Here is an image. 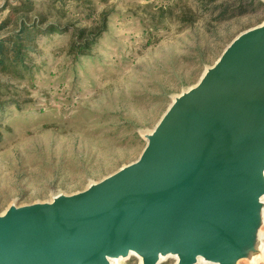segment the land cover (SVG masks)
<instances>
[{"label": "water", "instance_id": "95a60500", "mask_svg": "<svg viewBox=\"0 0 264 264\" xmlns=\"http://www.w3.org/2000/svg\"><path fill=\"white\" fill-rule=\"evenodd\" d=\"M143 135L136 160L84 189L0 212V264L264 261V21Z\"/></svg>", "mask_w": 264, "mask_h": 264}, {"label": "rangeland", "instance_id": "374dc122", "mask_svg": "<svg viewBox=\"0 0 264 264\" xmlns=\"http://www.w3.org/2000/svg\"><path fill=\"white\" fill-rule=\"evenodd\" d=\"M20 1L0 0V23L10 17L1 33L19 27L22 14L11 5ZM34 2L30 18L49 4ZM237 3L93 0L91 16L75 3L65 5L62 24L90 29L108 11V30L90 55L79 58L66 52L67 35L40 34L31 52L36 66L28 76L16 80L0 73L1 83L21 91L19 98L2 96L0 212L14 202L82 190L136 160L146 144L143 134L173 97L194 85L237 34L264 21L263 2L246 0L243 12H237ZM191 8L198 12L195 20H181ZM115 264L141 260L132 255ZM160 264H177V259L170 256Z\"/></svg>", "mask_w": 264, "mask_h": 264}, {"label": "trees", "instance_id": "16d2710c", "mask_svg": "<svg viewBox=\"0 0 264 264\" xmlns=\"http://www.w3.org/2000/svg\"><path fill=\"white\" fill-rule=\"evenodd\" d=\"M92 1L49 0L46 10L38 13L33 18L29 17V12L36 8L34 0H21L19 3L11 5L12 11L15 14L21 13L22 18L17 29L4 34L1 31L9 23L10 17L0 23V73L11 76L16 80L28 76L36 66L32 62L31 52L38 45L37 39L40 34L48 36L55 33L65 34L69 37L68 45L65 48L67 53L75 58L90 55L98 40L108 30L110 13L108 11L103 12L99 23L90 29H75L70 24H62L60 20L65 17L63 7L71 2L86 10L89 16L93 15ZM108 1L99 0L100 3H107ZM237 1V12H243L246 0ZM250 1L252 3L254 1L262 2L261 0ZM167 6H170L169 3ZM197 15L198 12L191 8L189 12L180 15V19L191 23ZM154 26L157 27L158 25L155 24ZM20 93L19 89L10 88L7 84L0 82V111H3L6 106V102L2 101V96L11 95L19 98ZM17 106L21 107L19 103Z\"/></svg>", "mask_w": 264, "mask_h": 264}, {"label": "bare ground", "instance_id": "6f19581e", "mask_svg": "<svg viewBox=\"0 0 264 264\" xmlns=\"http://www.w3.org/2000/svg\"><path fill=\"white\" fill-rule=\"evenodd\" d=\"M131 255H134V253H132ZM170 258V257H169ZM176 258V257H175ZM122 258H112L111 259V262L112 264H115L117 262H119ZM164 259V257L161 258V260ZM141 260V263H142V258L140 259ZM200 260H202V258H200Z\"/></svg>", "mask_w": 264, "mask_h": 264}]
</instances>
